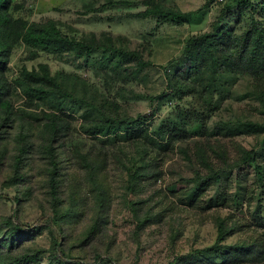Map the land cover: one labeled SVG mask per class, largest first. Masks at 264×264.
<instances>
[{
	"label": "rangeland",
	"instance_id": "rangeland-1",
	"mask_svg": "<svg viewBox=\"0 0 264 264\" xmlns=\"http://www.w3.org/2000/svg\"><path fill=\"white\" fill-rule=\"evenodd\" d=\"M149 1L194 14L181 24L144 18ZM235 1L11 0L15 20L51 23L75 41L112 44L148 65L114 50L87 53L88 45L53 50L14 42L0 72L12 109L0 127V240L11 220L42 228L25 242L45 250L32 264H51V236L41 217L67 211L61 237L73 259L65 264H264V185L256 172L257 165L264 172V73L253 76L242 60L217 73L204 58L197 70L184 71L187 41L212 33L225 5ZM247 2L222 19L233 52L252 17L264 36V0ZM40 65L77 95L60 114L64 130L54 143L56 207L46 163L27 158L18 174L13 159L18 128L33 135L54 111L52 100L33 95L29 74H40ZM167 75L181 80L178 87H168ZM126 118L141 121L136 138L123 128L86 133ZM250 151L253 161L243 163ZM220 222L231 232L216 250L202 253L215 245Z\"/></svg>",
	"mask_w": 264,
	"mask_h": 264
},
{
	"label": "trees",
	"instance_id": "trees-1",
	"mask_svg": "<svg viewBox=\"0 0 264 264\" xmlns=\"http://www.w3.org/2000/svg\"><path fill=\"white\" fill-rule=\"evenodd\" d=\"M151 8L147 9L140 16L147 18L150 16L161 15L164 20L175 22L178 24L185 23L188 18L194 13H182L174 11L169 8L160 6L152 2H147ZM249 7L247 0H236L234 4L225 5L220 20L214 26L212 33H204L198 37L190 38L184 48L183 55L190 64V68L185 67V73H190L192 70H197L201 66L200 59L204 58L205 62L212 66L213 70L220 71L226 70L229 66L233 65V69L238 67L237 60H242L246 65L245 69H249L253 76H259L264 73V36L262 35L259 24L251 18V23L247 30L240 35V46L238 51H230L227 40L230 38L229 32L222 24V19L231 12H241ZM11 0H0V72L3 70L8 61V54L12 45L17 39H20L24 44L42 49L63 50L72 49L74 46L88 45L87 53L93 50L112 51L119 53L120 57L129 58L137 57V53L128 50L115 48L112 44L99 45L95 41L90 43L75 41L74 38L64 34L53 24L46 25H31L28 26L26 22L13 19L10 13ZM229 35V37H228ZM137 64L145 67L148 63L138 58ZM244 61V62H243ZM241 63V64H242ZM41 73L38 74L33 71L29 77L33 78V95L38 99L52 100L51 113H45L42 117V122L38 129L33 130V135L25 131L24 127L20 126L19 129V142H17L16 153L13 157L15 162L16 173L20 174L23 171L27 158H41L47 166L48 186L50 188V196L56 207L57 198L59 196V167L57 162V151L54 146L55 141L61 136L64 130L65 121L62 120L61 115L64 111L66 102L77 95L74 91H70L65 86L63 81H59L56 77H51L49 69L46 65H40ZM219 71V72H218ZM168 87L176 88L179 81L176 78H171L167 75ZM262 102L264 105V93L262 94ZM11 106L6 99L4 86L0 81V127L9 121L11 113ZM127 119V118H126ZM109 125L96 124L94 127L86 131L91 135L97 134H111L115 133L116 129L123 128V131L136 138L140 133L138 127L141 121L134 118H128L127 121L120 119H110ZM110 130V131H108ZM264 131V128L261 129ZM33 137V138H32ZM1 141V140H0ZM255 153L250 151L245 153L242 158L243 163L252 162ZM86 159V158H84ZM90 179L95 183L96 176L94 168L91 164L87 165ZM257 177L260 185H264V172L261 167L256 166ZM135 176H131V183H135ZM15 181V179H12ZM12 181V182H13ZM12 184V183H9ZM133 186L131 185V188ZM68 217L67 211L62 216L54 218L41 217L44 219L41 227L47 228L51 236V251L50 263L51 264H65L67 260H72V257H67L62 244V228L61 223L66 221ZM12 221V222H11ZM9 222L10 231L4 239L0 240V264H32L36 263L45 253V250L35 246L27 245L25 238L32 234L34 227L25 226L22 224H15L13 220ZM144 222L137 224V229L143 226ZM220 222L218 227V236L216 243L213 247L203 251L212 252L226 240L231 230L226 229L225 225ZM42 229L35 227V230ZM34 230V231H35ZM201 253V252H200ZM98 258V257H97ZM78 259V258H76ZM77 261H80L78 259Z\"/></svg>",
	"mask_w": 264,
	"mask_h": 264
}]
</instances>
